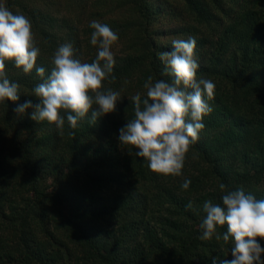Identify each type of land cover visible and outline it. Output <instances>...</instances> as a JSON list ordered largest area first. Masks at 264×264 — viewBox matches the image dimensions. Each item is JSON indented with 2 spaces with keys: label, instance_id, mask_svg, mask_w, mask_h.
Returning <instances> with one entry per match:
<instances>
[{
  "label": "trees",
  "instance_id": "obj_1",
  "mask_svg": "<svg viewBox=\"0 0 264 264\" xmlns=\"http://www.w3.org/2000/svg\"><path fill=\"white\" fill-rule=\"evenodd\" d=\"M0 1L31 21L36 67L45 76L65 43L74 58L94 60L90 22L107 24L119 40L112 48L116 79L104 88L120 92L115 112L94 125L86 117L72 129L65 117L57 129L33 121L31 108L15 112L25 101L39 103L33 89L42 79L35 68L25 75L7 63V78L20 88L18 101L0 105V264L231 260V244L199 240V225L204 203L222 205L227 191L242 188L264 200V0ZM190 36L197 78L215 84L213 111L182 174L159 177L135 150L129 155L119 146V129L134 117L132 97L146 98L149 76L170 81L157 54ZM185 179L191 183L182 190Z\"/></svg>",
  "mask_w": 264,
  "mask_h": 264
},
{
  "label": "clouds",
  "instance_id": "obj_2",
  "mask_svg": "<svg viewBox=\"0 0 264 264\" xmlns=\"http://www.w3.org/2000/svg\"><path fill=\"white\" fill-rule=\"evenodd\" d=\"M89 26L93 29L90 44L97 49L95 59L82 62L74 58L72 45L65 43L53 54L50 74L45 76V68L36 67L40 49L34 44L31 21L0 4V105L19 100L20 85L10 82L6 74V65L11 62L25 75L35 68L42 79L33 89L39 103L25 101L15 108L17 114L31 108L33 121H46L62 130L65 117L75 129L86 117L94 125L99 118L114 113L120 92L105 89L104 81L112 83L116 79L112 74V48L119 36L98 20H92ZM195 48L196 39L190 36L187 40L173 39L171 51L157 54L164 65L162 75L170 77V81H154L149 76L143 85L146 98L141 101L139 92L132 97L134 117L119 129V146L129 155L135 150L134 155L159 177L182 174L186 154L205 126L202 121L213 111L209 101L214 99L215 84L210 79L197 78ZM190 183L185 179L182 190H187ZM219 188L224 191L226 186L221 183ZM192 207L191 202L186 205L188 210ZM202 210L205 216L198 239L209 241L215 237L231 244V260L215 257L213 264H264V247L260 243L264 241V200L241 188L227 191L222 205L206 201ZM224 226L226 231H218Z\"/></svg>",
  "mask_w": 264,
  "mask_h": 264
},
{
  "label": "rangeland",
  "instance_id": "obj_3",
  "mask_svg": "<svg viewBox=\"0 0 264 264\" xmlns=\"http://www.w3.org/2000/svg\"><path fill=\"white\" fill-rule=\"evenodd\" d=\"M0 3H1V1H0Z\"/></svg>",
  "mask_w": 264,
  "mask_h": 264
}]
</instances>
